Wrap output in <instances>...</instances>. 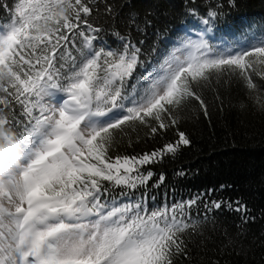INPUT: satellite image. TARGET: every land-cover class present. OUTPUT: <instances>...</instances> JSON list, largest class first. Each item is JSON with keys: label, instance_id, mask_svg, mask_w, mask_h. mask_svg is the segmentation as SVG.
Masks as SVG:
<instances>
[{"label": "snow or ice", "instance_id": "1", "mask_svg": "<svg viewBox=\"0 0 264 264\" xmlns=\"http://www.w3.org/2000/svg\"><path fill=\"white\" fill-rule=\"evenodd\" d=\"M95 3L15 0L0 23V112L14 113L16 105L27 120L16 136L22 160L15 190L0 188V264H174L187 257L186 239L203 234L204 220L189 211L201 197L153 210L109 206L102 197L104 182L129 190L145 185L154 173L141 169L174 156L189 137L178 132L175 142L140 156L109 151L125 126L156 134L189 108L207 116L204 93L225 77L241 80L264 109L252 78H264V40L233 50L187 37L184 55H168L129 92L141 49L119 32L122 48L99 47L104 29L89 19L99 11ZM105 11L111 15V6ZM5 124L11 129L9 119ZM222 207L249 222L240 201L214 200L208 210Z\"/></svg>", "mask_w": 264, "mask_h": 264}, {"label": "trees", "instance_id": "2", "mask_svg": "<svg viewBox=\"0 0 264 264\" xmlns=\"http://www.w3.org/2000/svg\"><path fill=\"white\" fill-rule=\"evenodd\" d=\"M14 3L0 0V23L8 20ZM109 5L111 15L105 11ZM92 6L99 11L89 19L104 29L99 47L122 48L124 42L114 34L119 32L141 49V66L126 82L129 92L168 55L185 54L180 46L187 37L203 36L215 49L233 50L264 40V0H96ZM252 78L264 98V78ZM252 96L241 80L225 77L204 93L207 116L198 106L189 108L177 125L156 134L145 126H125L109 151L112 157L140 156L175 142L178 132L191 140L174 156L145 165L141 171L154 175L143 186L129 190L104 182L102 200L109 206L140 203L153 210L201 197L189 211L193 220H204L203 234L186 239L187 257L178 255L174 264H264V109ZM13 107L7 115L19 136L27 120L19 106ZM214 200L247 205L249 222L225 207L209 211Z\"/></svg>", "mask_w": 264, "mask_h": 264}, {"label": "clouds", "instance_id": "3", "mask_svg": "<svg viewBox=\"0 0 264 264\" xmlns=\"http://www.w3.org/2000/svg\"><path fill=\"white\" fill-rule=\"evenodd\" d=\"M8 115L0 112V188L14 191L22 160V145L16 142V133L9 129L5 121Z\"/></svg>", "mask_w": 264, "mask_h": 264}, {"label": "rangeland", "instance_id": "4", "mask_svg": "<svg viewBox=\"0 0 264 264\" xmlns=\"http://www.w3.org/2000/svg\"><path fill=\"white\" fill-rule=\"evenodd\" d=\"M176 55H184V54L181 53L180 51H176Z\"/></svg>", "mask_w": 264, "mask_h": 264}]
</instances>
